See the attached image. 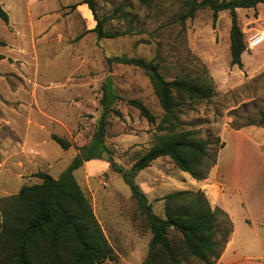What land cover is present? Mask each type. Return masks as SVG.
<instances>
[{"label": "rangeland", "instance_id": "1", "mask_svg": "<svg viewBox=\"0 0 264 264\" xmlns=\"http://www.w3.org/2000/svg\"><path fill=\"white\" fill-rule=\"evenodd\" d=\"M183 1L95 0L99 17L110 18L108 32L128 31L117 38L97 39L91 32L92 14L80 0H0L9 17L8 25L0 19V54H4L0 59V200L22 186L40 183L38 172L58 179L77 149L93 142L104 88L124 100L141 101L159 122L163 112L147 75L136 67L109 62L114 57L157 63L166 80L180 76L211 81L212 97L186 103L179 121L181 129L194 130L210 142L212 156L221 142L222 128L260 121L264 4L236 11L246 46L238 68L230 65L228 12H219L214 23L211 11L204 9L181 23ZM113 108L121 118L109 114L103 159L84 162L73 175L108 239L121 242L116 245L120 255L130 264H139L150 239L144 219L135 215L137 235L121 218L123 225L115 222L118 230L109 225L114 213L135 207L124 177L153 145L155 127L125 102H116ZM52 135L65 138L70 148L62 149ZM108 158L120 170L110 168ZM189 179V174L163 157L137 173L133 181L146 192L151 188L153 211L163 217L158 199L180 189L189 191L193 188ZM117 199L123 207L114 203ZM117 256L119 264H124Z\"/></svg>", "mask_w": 264, "mask_h": 264}, {"label": "trees", "instance_id": "2", "mask_svg": "<svg viewBox=\"0 0 264 264\" xmlns=\"http://www.w3.org/2000/svg\"><path fill=\"white\" fill-rule=\"evenodd\" d=\"M80 4L86 5L92 14L95 26L91 32L97 39L128 34V31L106 30L110 18L99 17L95 0H80ZM258 4H264V0H184L180 21L208 9L215 23L218 13L227 11L230 17V65L241 68V56L246 46L236 11L254 9ZM0 19L8 24V16L1 6ZM109 62L136 67L147 75L162 117L156 123V116L141 101L124 100L104 88L100 99L102 112L93 142L77 149L72 162L58 179L38 172L36 177L40 183L22 186L16 194L0 200V264H119L89 198L73 175L84 162L103 159L109 114L121 118L120 112L113 108L116 102H125L155 127L153 145L134 161L124 177L135 201V209L129 217L132 228L136 232L134 218L138 213L150 234L140 264H216L220 259L232 233V223L221 209L210 206L202 191L180 190L159 198L164 213L161 217L155 214L152 202L133 181L137 173L163 157H168L176 169L196 181L207 178L216 163V154H210V142L200 138L196 131L181 129L179 115L186 103L209 100L214 92L213 84L206 79L180 76L166 80L157 63L141 58L120 56ZM247 125L264 128V112L258 123ZM51 138L64 150L71 146L63 137L52 135ZM223 145L220 142L218 149ZM105 162L113 170H120L112 158Z\"/></svg>", "mask_w": 264, "mask_h": 264}, {"label": "crops", "instance_id": "3", "mask_svg": "<svg viewBox=\"0 0 264 264\" xmlns=\"http://www.w3.org/2000/svg\"><path fill=\"white\" fill-rule=\"evenodd\" d=\"M3 55L0 54L2 59ZM218 137L224 145L216 153L215 165L202 181L190 177L193 188L189 191H202L210 206L221 209L232 223V233L216 264H264V128L254 125L222 128ZM148 190L142 191L152 202L150 195L153 192L151 188ZM119 199L114 203L123 207ZM131 209L114 213L109 226L115 230V222L121 218L129 223L132 232L137 235L129 218L135 207ZM99 223L114 252L124 264H130L116 246L121 242L113 239L111 243L102 223Z\"/></svg>", "mask_w": 264, "mask_h": 264}, {"label": "water", "instance_id": "4", "mask_svg": "<svg viewBox=\"0 0 264 264\" xmlns=\"http://www.w3.org/2000/svg\"><path fill=\"white\" fill-rule=\"evenodd\" d=\"M122 172V171H121Z\"/></svg>", "mask_w": 264, "mask_h": 264}]
</instances>
